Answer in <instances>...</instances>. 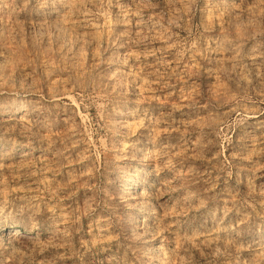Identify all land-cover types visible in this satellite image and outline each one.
Instances as JSON below:
<instances>
[{
    "label": "rangeland",
    "instance_id": "obj_1",
    "mask_svg": "<svg viewBox=\"0 0 264 264\" xmlns=\"http://www.w3.org/2000/svg\"><path fill=\"white\" fill-rule=\"evenodd\" d=\"M0 264H264V0H0Z\"/></svg>",
    "mask_w": 264,
    "mask_h": 264
},
{
    "label": "bare ground",
    "instance_id": "obj_2",
    "mask_svg": "<svg viewBox=\"0 0 264 264\" xmlns=\"http://www.w3.org/2000/svg\"><path fill=\"white\" fill-rule=\"evenodd\" d=\"M5 232H6L5 235H7L9 237L22 234V230L20 228H17V227L8 228L5 230Z\"/></svg>",
    "mask_w": 264,
    "mask_h": 264
}]
</instances>
